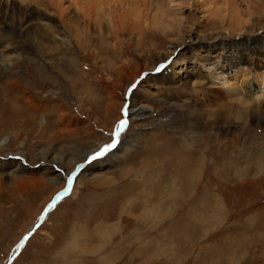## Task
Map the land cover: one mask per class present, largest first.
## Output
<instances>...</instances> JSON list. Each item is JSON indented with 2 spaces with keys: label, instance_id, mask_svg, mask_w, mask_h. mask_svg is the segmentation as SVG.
<instances>
[{
  "label": "rangeland",
  "instance_id": "obj_1",
  "mask_svg": "<svg viewBox=\"0 0 264 264\" xmlns=\"http://www.w3.org/2000/svg\"><path fill=\"white\" fill-rule=\"evenodd\" d=\"M29 4L41 13L52 12ZM173 12L186 15V24L193 25L179 39L176 33L161 34L152 27L141 35L126 20L113 34L101 20L100 33L84 31L82 45L76 44L75 33L62 51L45 45L50 56L66 58L61 67L40 62L39 74L23 62L1 74L0 140L9 138L8 147L0 150V165L8 164L0 166L5 180L0 190V264L81 165L76 194L72 197V186L55 203L9 264H264V125L196 119L208 105L197 92L143 71L174 44L183 50L197 31L207 45L223 31L212 21L199 26L200 13L192 8ZM132 16L127 20L134 21ZM52 23L54 32L62 34L55 17ZM18 42L28 47L25 39ZM191 66L192 61L185 65ZM13 80L17 85L7 87ZM132 83L136 98L150 108L149 118L129 120L121 141L131 142L118 150L116 161L99 163L105 155L83 159L85 153L94 151V156L112 143L122 95ZM13 104L22 113L17 119L8 113ZM167 105L194 117L175 122ZM106 106H111L109 114ZM48 149L59 152L63 161L73 158L77 163L58 169L42 161L47 157L41 151ZM19 152L26 154L23 163L30 170L4 176L19 161L11 154ZM175 152L205 158L203 167L198 165L197 174L186 179L173 165Z\"/></svg>",
  "mask_w": 264,
  "mask_h": 264
},
{
  "label": "bare ground",
  "instance_id": "obj_2",
  "mask_svg": "<svg viewBox=\"0 0 264 264\" xmlns=\"http://www.w3.org/2000/svg\"><path fill=\"white\" fill-rule=\"evenodd\" d=\"M163 1L164 0H160L161 3ZM66 2L68 3L67 6L64 4ZM133 2L134 0H0V76L1 74H5L7 68L20 63L22 64L23 62H27L31 66H34L33 70L39 74H41L43 70L40 62L46 67H61L66 62V58L63 55L50 56L51 51L47 52L45 50V45L48 42L52 43L55 45V51L53 52L62 51L64 46H67L70 37L73 36L74 33L75 37H73L76 44L82 45L85 41L83 37L84 31L92 28L97 33H100L99 24H102V21L105 25L107 24L106 28L110 29L113 34H115L119 28L122 29L126 21H129L128 23L131 27L134 26L133 23H135V25H137L135 28L138 32L141 35H145L151 27V18L148 17L150 13L148 16H141L139 20L136 19L135 21L136 13L132 7ZM220 2L221 0H194L192 9L200 13L199 26L203 21L218 23L211 18L210 13ZM29 3H33L34 6H39L45 10L50 9L53 13H41L37 8L31 7ZM237 3H239V0H237ZM240 7H243V5L241 4ZM72 9L77 14L75 18L78 23L76 21V24L73 23V17L70 16V11ZM253 11L255 14L251 18V22L241 29L243 33L239 35V37H237L236 33L235 35L233 33L229 34L223 30L222 33L213 40V43L207 45L200 39L197 31L196 36L190 37L189 42L184 43L185 48L183 50L179 49L177 43L174 44L167 54L159 56L153 61L151 69L145 68L143 71L156 72L159 74V79L176 88L190 87L197 92L196 97L203 103L206 102L208 105L206 108L204 107L199 109V111L197 110L196 119L205 121L211 120L213 122L219 118H225L232 119L244 125H247L250 121L264 125V102L260 104L253 103L249 108L242 107L236 102L240 97H243L245 100H250L260 90L264 89V0H261V3H258ZM131 13L133 14L132 18H134V21L127 20L128 14ZM54 17L57 19L59 28L63 30L62 34L58 35L52 29ZM109 17H111V19H109ZM79 21L82 25H80ZM228 27L229 21L225 20L223 28ZM19 38L25 39L28 47L26 46L23 48L19 46L21 44L18 42ZM13 50H17V54H11ZM27 55L33 57H28ZM189 61H192V68L185 67ZM160 64H164L165 67L159 72L155 71ZM193 81H199V83L193 86ZM134 84L135 83L128 85L124 90V94L122 95L123 103L119 107L122 110L119 118L120 120H127L128 127L130 126L129 120H133L135 123L141 119L149 118L147 114L150 108L143 105L142 102L136 98L133 87ZM226 84L228 85L227 87H225ZM16 85V80L6 82L7 87H14ZM183 99H187V97L184 96ZM6 103L9 104L7 101ZM13 105L9 106L10 109H8L11 111H8V113L10 112V116L12 118L14 116L17 119L22 113L19 111L20 109L17 108L18 106L16 107ZM14 108L16 110H13ZM169 109V117L170 119H175V122L178 119L180 120V118H188L193 114V112L184 113L183 109L177 105ZM105 112L109 114L111 112V106H106ZM132 126L137 127L138 124ZM118 127L119 124L115 128V134L112 136L113 140L116 141V146H118L106 152L105 158L99 162L101 164L116 161L115 157L118 150L122 148L123 144L131 142L127 140L121 141L128 127L123 133L117 134ZM8 138L9 136L2 137L0 140V150L8 147ZM132 138L133 137H130V139ZM20 145L21 142L19 143V146ZM93 152L90 151L85 153L83 159L87 157L91 158ZM176 154L178 153L175 152L173 154L176 156L173 160V165L176 169L182 171V175H185V178L188 180L191 179L190 177L193 176L192 174L196 173L198 165L199 168L203 167L205 158L201 159L200 157L198 159L193 158L192 155L189 157L188 154L179 153L178 156ZM258 154L259 153L256 155ZM41 155L43 159L47 157L48 160V158H50L48 161H42L51 163L61 170L73 167L74 164L77 163V160L73 158H70L68 161H63L62 155L59 154V152L51 153L49 149L41 151ZM11 159H19V161L16 163L13 170L5 173L4 176L13 177L12 175L14 172L30 170V167H26V165H24L25 163H23V160L26 159L25 153L19 152L11 154ZM6 165L8 164L4 163L0 166L5 167ZM82 166L83 165L78 166L76 170L65 179L66 187H69V178L72 180L70 186V191L73 186L71 193L72 197L76 194V187L80 184L79 175L82 173L80 172ZM78 172H80V174H78ZM56 178L59 180L61 176L57 175ZM75 178L76 182L74 184ZM4 181L3 176H1L0 190L3 189ZM16 185L19 186L23 184L17 182ZM36 185L40 186V184ZM51 210L52 208H48L45 211L44 220ZM207 211L208 210H203L205 213H207ZM22 241H24V237L19 240L11 250L7 260H10L17 249L19 251L21 250L23 246L18 248V245H20Z\"/></svg>",
  "mask_w": 264,
  "mask_h": 264
},
{
  "label": "clouds",
  "instance_id": "obj_3",
  "mask_svg": "<svg viewBox=\"0 0 264 264\" xmlns=\"http://www.w3.org/2000/svg\"><path fill=\"white\" fill-rule=\"evenodd\" d=\"M194 0H168L167 6H164L160 0H134L133 10L136 13L135 19L139 20L141 16H148L151 13V27L160 31L161 34L176 33L179 39L182 30L187 27L192 30V24H186L188 17L173 9H191ZM261 0H221V2L210 13L211 18L219 23L223 28L225 20L229 21V27L223 28L226 33H236L237 37L243 32L241 29L251 22V18L255 14L253 9ZM243 7H240V5ZM111 19V17H109ZM199 81H193V86ZM228 85L226 84L225 87ZM242 107L249 108L253 103L260 104L264 102V89L260 90L250 100L240 97L236 101Z\"/></svg>",
  "mask_w": 264,
  "mask_h": 264
},
{
  "label": "snow or ice",
  "instance_id": "obj_4",
  "mask_svg": "<svg viewBox=\"0 0 264 264\" xmlns=\"http://www.w3.org/2000/svg\"><path fill=\"white\" fill-rule=\"evenodd\" d=\"M164 67H165L164 64H160V65L156 68V71L159 72V71H161ZM142 78H143V77H142ZM142 78H141V79H142ZM133 87H136V85L134 84ZM127 127H128V121H127V120H124V119H121L120 122H119V127H118V129H117V134H119V133H123V132L126 130ZM115 147H116V141L113 140L112 143L106 145L102 150L98 151V152H97L94 156H92L90 159H91V160H95V159L98 158V157L104 156L106 152H108L110 149L115 148ZM71 183H72V180H71V178H69V181H68V185H69V187H66L62 193H60L59 195H57V196L55 197V200H54V201H60L64 196H66V195L69 193ZM53 207H54L53 203L48 205V208H49V209H51V208H53ZM42 219H43V217H42ZM24 239L26 240V239H28V237H25ZM21 246H23V241L21 242L20 245H18V248L21 247Z\"/></svg>",
  "mask_w": 264,
  "mask_h": 264
},
{
  "label": "water",
  "instance_id": "obj_5",
  "mask_svg": "<svg viewBox=\"0 0 264 264\" xmlns=\"http://www.w3.org/2000/svg\"><path fill=\"white\" fill-rule=\"evenodd\" d=\"M56 196H57V195H56ZM56 196H54V197L52 198V200L49 202V204H52V203H53V205H55V203L57 202V201H54ZM49 204H47V206L44 208L42 214H41L40 217L37 218V220L33 223L32 227L28 230V232L26 233V235L24 236V238H25V237H29V236L34 232V230H35V229L41 224V222L44 220V218H45V211L48 209V205H49ZM42 217H43V219H42ZM26 240H27V239H26ZM26 240L24 239L23 244H24V242H25ZM18 252H19V250L17 249L16 253L10 258V260H7V262H6L5 264H9V263L13 260V258L16 256V254H17Z\"/></svg>",
  "mask_w": 264,
  "mask_h": 264
}]
</instances>
